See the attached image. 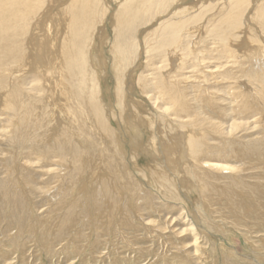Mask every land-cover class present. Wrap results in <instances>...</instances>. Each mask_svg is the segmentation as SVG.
Masks as SVG:
<instances>
[{
	"label": "rangeland",
	"instance_id": "rangeland-1",
	"mask_svg": "<svg viewBox=\"0 0 264 264\" xmlns=\"http://www.w3.org/2000/svg\"><path fill=\"white\" fill-rule=\"evenodd\" d=\"M171 1L167 12L154 17L135 9L126 23L120 19L125 0H100L95 8L93 36L82 61L91 69L89 92L97 95L95 102L106 122L100 132L107 142L89 136L87 152H83L84 147L68 136L64 113L56 106L52 114L48 99L34 109L24 126L15 127L17 132L7 128L13 114L0 110V264H264V53L256 57L227 53L225 44L245 52L252 48L249 38L259 35L264 41V28L253 24L264 0H244L236 28L225 22L233 0ZM68 3L46 0L39 11L43 17L37 32L45 37L38 38L48 40L46 36L63 30L60 13ZM186 6L196 8L189 11L192 15L173 12ZM202 11L206 15L198 31L205 28L207 35H186L194 24L176 32L164 30L169 23H192ZM209 23L215 25L209 28ZM242 28L246 31L240 35ZM252 28L255 35L250 34ZM156 30L158 36H151ZM162 44L180 54L182 48L188 50L183 52L185 68L177 75L187 111L173 104L165 84L158 88L156 79L163 75L151 70L154 65L155 69L171 65L164 60L168 52L160 51ZM193 44L195 51L189 53ZM200 62L205 71L222 65L224 72L235 73L237 82L217 75L212 78L216 81L208 78L205 83L195 68ZM37 77L29 72L22 84L35 86ZM74 95L86 94L77 90ZM60 98L55 96L58 104ZM193 113L206 127L220 124V132L207 131L195 140L196 147L189 143L183 125ZM153 115L159 137L154 124L139 121ZM59 138L69 139L66 149L54 141ZM121 150L124 155H119ZM197 152L202 160L220 166L197 161Z\"/></svg>",
	"mask_w": 264,
	"mask_h": 264
},
{
	"label": "bare ground",
	"instance_id": "bare-ground-1",
	"mask_svg": "<svg viewBox=\"0 0 264 264\" xmlns=\"http://www.w3.org/2000/svg\"><path fill=\"white\" fill-rule=\"evenodd\" d=\"M99 1L100 0H69V3L67 4V6L64 7L63 10H62V13H60V15H61L60 18H62L61 19L62 23L60 22L61 23L60 27H63V30H62V28L61 29L58 28L59 30H56L57 33H56L55 36H52V35L50 36L49 35V36H46L48 40H43L42 38H38V37H40L42 35L37 36V34H38L37 32L39 31V25H40L39 23L42 22L40 20L43 17L42 13L39 14V11H41V9L43 8L46 0H0V110L1 111H4V110L10 111L13 114V117L11 116L12 118H9V122H8V126L9 127L7 126V128L10 131V133L13 131V128L17 132V130H16L17 128H15V127L17 125H19L20 123H21L22 126H24L27 123V121H28V116L32 117V112L34 111V109L37 108V107H43L45 101L48 99L49 103H50V106L52 107V114H53V108L56 107V106L58 108L60 107L59 110L62 113H64L65 119H67L69 121L68 122L69 124L68 123H66V124L64 123V127L66 128L68 136L72 135L76 139V142L80 143L81 147H84V151L83 152H85V151L87 152V148H86L87 147V143L91 141V139L93 138L92 136L99 137L102 141H106L105 137H103L101 135L102 133L100 132V129L104 126V124L106 122H104V119H102L103 117L101 115L102 113H100L101 110L99 111L98 103L95 102L97 95H94V93L90 94V92H89V89L92 87L91 85H93V82H92L91 78L88 75L89 72H91V69H90L89 66H88V69H86L87 68L86 67V63L82 61V56H84L83 53H85V51H87V53H88V49L90 48V38H91V36H93L92 35V27L90 28V26H91V23L94 21V18L96 17V15L98 14V13L95 12V8H96V6H99ZM169 1H171V0H125V2L121 5V7H122V11H123V9H126V10L123 12L124 14H122L120 16V19L123 20V23L128 22L127 19H131V17H132L131 13H132L133 10L135 11V9H139L142 12H146V13L152 14V17H154V15H153L154 13L155 14H157V13H165V12L168 11L167 7H170L169 6ZM174 1H177V0H174ZM243 1L244 0H233L232 1V6L230 4H228V6L230 5V7H231V12L230 13L227 12V14H229V15L231 14L230 15L231 17L228 16V20L225 21L227 23V25L229 23V24L235 26V24H237L236 23V19L240 20V18L238 16L240 14V11L242 10L241 7H242ZM171 2H173V1H171ZM86 3L87 4L89 3L88 4L89 5V7H88L89 10H85V8H84ZM175 4H176V2H175ZM203 7L205 8L204 10H206L207 7H205V6H203ZM208 8H210L209 5H208ZM228 8L229 7H227V9ZM194 9H196V8L194 6H192V7H187L185 10L181 9V12L176 11L174 9H172L171 11L174 10L173 12L183 13L184 14L187 11L191 12ZM211 11H213V10H211ZM219 11L221 12V10H219ZM228 11H230V10H228ZM197 12H199V11H197ZM204 12L205 11H202L199 14H197L196 18H194V16L190 17V18H194L196 20V21H193L192 23H187V24H186V22L185 23H181V24L180 23H169L166 26L164 24V26H165L164 30L165 31L166 30L167 31L170 30L172 32H176L177 30H180L181 27L185 28V27L189 26L190 24H194L189 29L190 33H189V30H188V33L186 35L189 34V36H191V33L195 34V32L199 33V34H204V33H206V32H204L205 31L204 27H202V28H204V31H202V32L198 31L199 27L201 28V26H203V24L201 22H204L203 21L204 19H202V18H204L203 15H206V14H203ZM207 12H208V10L205 13H207ZM257 12H258V14L255 13V16L253 17L254 18L253 24H254V21H255L256 24L259 27L264 28V8H263V10L261 12L259 10ZM136 13L138 14L139 12L137 11ZM223 13H221V14H223ZM192 14L193 13H190V15H192ZM225 14H223V15L225 16ZM245 14L246 13H244V15ZM186 15H188V14H186ZM214 15H216V14H214ZM217 15H219V17H220V14L217 13ZM241 16H243V15H241ZM159 17H161V16H159ZM162 17H165V16H162ZM215 18H217V17H215ZM208 19H210V18H208ZM191 20H189V22ZM214 20H215V23H217V20L216 19H214ZM218 20H222V18H220ZM225 22H223V25H224ZM239 24L240 23H238V25ZM211 25L213 26L215 24H210L209 23V25H208L209 28L211 27ZM216 26L218 27V25H216ZM57 27H59V23H58ZM217 27H215V28H217ZM236 27H238V26H235V28ZM259 27H258V30H259ZM44 28H43V30H44ZM50 28L51 27H49L48 29L46 28L47 33L50 31ZM206 28H207V26H206ZM218 28H220V27H218ZM233 28L231 27V29H233ZM246 28H248V27L246 26ZM261 28H260V30H261ZM95 29H96V27H95ZM222 29L224 30L223 27H222ZM225 29H226V27H225ZM228 29H229V27H228ZM220 30H221V28H220ZM223 30H221V31H223ZM250 30H253V28L250 29ZM254 30H255V28H254ZM254 30L250 34H253ZM239 31H240V35H241L243 32L245 33L246 30H244L242 28ZM40 32H42V30H40ZM157 32H158L157 30L152 32L151 36L154 35V37H157L158 36ZM209 32H212L214 37L217 36V34H214L213 31H209ZM228 32L231 33L230 31H228ZM58 33H59V36H58ZM169 33H171V32H169ZM234 33H235V31H234ZM49 34H51V33H49ZM235 34H233V35H235ZM250 34H248V35H250ZM186 35L184 34L185 38H187ZM205 35H207V33ZM220 35H221L220 37H222V35H224V33L220 34ZM227 35H229V34H227ZM254 35H255V32H254ZM207 37H210V36H207ZM214 37H213V39L215 40ZM217 37H216V39H217ZM50 38H52V41L50 40ZM180 38H181V36H180ZM81 39H82V43L80 42ZM173 39L176 41V39H179V38H176V39L173 38ZM226 39H225V42H227ZM35 41L37 43H35ZM179 41L181 42L180 39H179ZM182 41H183V39H182ZM222 42L223 41H221V44H222ZM249 42H250V45H251L252 48L246 50L245 52H242L239 47L238 48H234L232 46L233 44L230 45L227 42L225 44H227L226 47L229 50H227L226 52L227 53H229V52L232 53V51H234V52H238L239 51L238 53L240 55L242 53L243 54L245 53L247 56L252 55V56H255V57L257 55H259V53H261V54L264 53V41L263 40H259V35H257V37H252L251 39L249 38ZM165 43H164V45H165ZM169 44H172V43L170 42ZM225 44H223V45H225ZM156 45H158V43ZM164 45L162 44V47L161 48L159 47L160 51L165 49V51L168 52L166 54V56H168V59H164V60L167 61V63L170 62V64L172 66L170 65L168 68H166L163 65L161 68L159 67V68L155 69L156 68L155 65H154V67H155L154 68L152 64L148 63L149 65H152L153 68H151L149 66L148 67L151 68V70L153 69L154 70L153 72H157L155 74H158L160 72L159 75L160 74L163 75V77H161V78H158L159 75L158 76L156 75V78H158L159 80L156 79V78L155 79H156V81H158L160 83L159 86L165 84L166 85V89H167L166 92L172 98L173 104H179L180 108H183V109H185L187 111V103H186L187 100H185L184 92H182L183 89L181 90V88H180V83L182 82V80L179 79V77H177L178 72H180L179 70L185 68V63L183 61V56L186 55L185 54L186 52L185 53H183V52L185 50H187V49H183L182 48V50H181L182 54H180L181 52H178L176 50L175 51H171V50L169 51L168 50L169 47H164ZM151 46H152V44H151ZM175 46H176V43H175ZM187 46L188 45H186V47ZM91 47H93V46H91ZM172 48H173V46H172ZM151 49H150V51H151ZM197 49H200V48H197ZM189 50H190L189 53L195 51L194 50V44L191 45V47H189ZM148 54H150V53L148 52ZM116 55L118 56L117 51H116ZM235 55H237V54H235ZM153 56H155V55H153ZM159 57L161 58V56H159ZM184 58H185V56H184ZM38 59H39V62H41V63L38 62ZM44 59H46L47 62H43ZM259 59H261V58H259ZM114 61H116L115 58H114ZM159 61H160V59H159ZM99 64H100V62H99ZM160 64L161 63H159L158 65H160ZM199 65H200V67H195L199 71L198 78L202 79L205 83L208 81V78L212 79V78H215L217 75H219L221 77L219 79L231 78V80L237 82V78L238 77L237 78L235 77V73H233V71L232 72H229V71L228 72L227 71L224 72V69L222 70V67H223L222 65L217 66L216 67L217 69H208V71L207 70L205 71L204 70L205 68L203 69L204 66L201 65V62L199 63ZM170 67H173L174 69H172L170 71V73H169ZM149 68H148V70H149ZM223 68H225V67H223ZM237 68L240 71H244L245 70V67H243V68L237 67ZM29 72H35L37 74V76H38L37 80L39 82H37V84H35L36 87L33 86V85L25 86L26 84L25 85L22 84L23 76L25 74L29 73ZM186 75H187V73H186ZM189 78H191V77H189ZM212 80L216 81V79H212ZM140 81H141V79H140ZM155 83H157V82H155ZM141 84H143V83H141ZM147 84H149V83H147ZM150 85L153 86V84H150ZM23 86L25 88L22 89ZM145 86H148V85H145ZM157 86H154V87L156 88ZM161 87L162 86H160L158 88H161ZM94 88L97 89L96 86H94ZM149 88L147 87V90ZM151 89H153V87ZM77 90L86 94L85 96L82 95L81 97H83L84 99H87V102L83 101L81 99V97L77 98L74 95V93H76ZM147 90L145 89V92ZM153 90L155 91L156 89H153ZM143 91H144V89H143ZM150 92H152V90ZM58 94H60V96H61V98H60L61 102L59 104L57 103V100L55 99V96L58 95ZM148 94H149V92H148ZM237 95H242L241 91L238 92ZM153 96H155V94ZM159 96H160V93H159ZM195 97L197 98V96H195ZM204 99H205V97H204ZM149 100H151V99H149ZM168 100H170V99H168ZM152 101H155V100H152ZM239 102H240V104L242 103L241 101H239ZM100 104H101V102H100ZM165 104H166V102H165ZM168 104H166V105H168ZM171 105H172V103H171ZM239 105H238V107H239ZM76 110H78L79 112L78 111L76 112ZM155 111H156V109H155ZM155 111H154V113H155ZM156 113L158 114V112H156ZM155 119H156V116L154 117V115H153V117L148 118V119L140 118L139 121L142 123V125H145V120H147V123L154 124L155 129L156 128L160 129V127H156V126H158V124L155 122ZM207 122L209 123V121H207ZM183 125H185L187 127L188 141L194 147H196V145H197V142L195 140H200L198 138H200L207 131H209L210 133H212L210 130L215 131V132H220V128H219L220 124L214 122V123H211L212 127H206L204 125V122H202V120L199 119L198 115L195 114V113H193L190 116L189 119L184 120ZM234 127L236 129L237 125H235ZM234 127H232L230 129V131H232L234 129ZM71 129L72 130L75 129L76 132H73ZM139 131H140V134L142 136V133H141L142 130L139 129L138 132ZM157 133L158 132H157V129H156L155 130V134L157 135V137H159V135ZM13 134H15V133H13ZM217 134H219V133H217ZM89 136L91 137V139H89ZM138 137H140V136H138ZM159 139H161V137ZM67 140H69V139H64V138L54 139V141L58 142V145L62 144V147L64 146L65 149L67 147V143H66ZM138 141H139V139H138ZM9 142L11 143V141H9ZM119 146L120 145L118 143L117 147H119ZM200 149H202V148H200ZM97 151H98V147H97ZM105 153H106V151H105ZM199 154L200 153H198V152L196 153L197 161H202L204 163H207L210 166H220L219 164L210 163L207 160H202V155L201 154L199 155ZM119 155H124L123 154V150H121V152H119ZM16 156L17 155H15L14 157H16ZM108 156H112V154L110 153V154H108ZM10 158H12V157H10ZM114 168H115V171H117L119 174L123 175V173H122L123 170L118 168V166L117 167L114 166ZM18 210H20V209L18 208Z\"/></svg>",
	"mask_w": 264,
	"mask_h": 264
}]
</instances>
